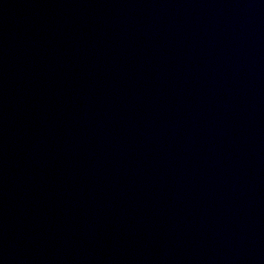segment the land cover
Here are the masks:
<instances>
[{
	"label": "water",
	"instance_id": "1",
	"mask_svg": "<svg viewBox=\"0 0 264 264\" xmlns=\"http://www.w3.org/2000/svg\"><path fill=\"white\" fill-rule=\"evenodd\" d=\"M0 264H264V0H0Z\"/></svg>",
	"mask_w": 264,
	"mask_h": 264
}]
</instances>
